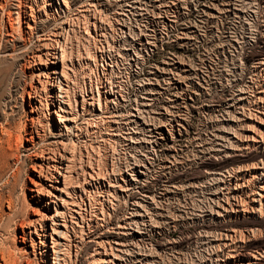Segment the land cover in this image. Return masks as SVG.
Listing matches in <instances>:
<instances>
[{
    "label": "rangeland",
    "instance_id": "1",
    "mask_svg": "<svg viewBox=\"0 0 264 264\" xmlns=\"http://www.w3.org/2000/svg\"><path fill=\"white\" fill-rule=\"evenodd\" d=\"M17 1L24 0L7 3ZM27 2L32 34L7 42L0 36V161L6 163L0 174V250L18 259L32 256L29 248L19 249L17 222L32 212L27 187L35 153L57 147L43 117L41 141L23 149L30 124L25 92L28 64L43 62L49 51L58 70H66V92L78 113L82 99H95L88 106L92 115H83L77 136L64 143L74 155L68 173L72 205L65 210L75 216L67 218L78 223L79 242L76 259L73 248L65 254L68 264H94L100 255L90 238L141 244L123 251V264H234L228 256L240 240L223 245L219 232L225 229H234L236 237L250 234L235 252L243 258L259 251L264 264V211L228 223L209 213L217 188L210 173L264 163V144L246 157L208 156L226 127L222 117L230 98L244 92L254 114L264 106V0H68L75 29L64 38L63 61L57 59L60 50L54 54L58 25L45 16V0ZM50 67L42 65V73ZM32 84L39 87L36 79ZM52 121L57 123L54 114ZM156 125L163 139L154 146ZM52 184L46 181V189Z\"/></svg>",
    "mask_w": 264,
    "mask_h": 264
},
{
    "label": "bare ground",
    "instance_id": "2",
    "mask_svg": "<svg viewBox=\"0 0 264 264\" xmlns=\"http://www.w3.org/2000/svg\"><path fill=\"white\" fill-rule=\"evenodd\" d=\"M7 1L0 0V36L5 37L6 42L7 40L12 41L10 39L14 37L21 39L23 35H29L34 29L31 4L24 0L10 3V6ZM59 50L60 53L57 59L63 61L64 51L62 48ZM52 53L45 52L43 62H40V59L37 58V61L32 59V62L27 63L31 83L25 95L29 106L28 119L30 124L27 136L24 138L27 143L23 146V149L28 152L41 141L45 133L43 117H46L47 123H51L49 124V131H47L53 141L52 143H55L57 147L51 152L41 150L35 153L36 160L31 164L30 184L27 187L28 201L33 204H29L28 208L32 212L29 214L30 216L17 222V227L21 232L19 235V243L21 244L19 249L26 251L29 248V253L32 256L24 255L18 259L0 250V264H68L65 254L69 253L70 255V249L73 248V257L76 259L79 253V242L76 240L77 231L75 228L78 223L76 220L68 219L67 217L75 219V216L70 211L68 215L65 210L69 204L72 205L70 198L72 197L73 183H71L72 180L69 178L71 176L68 173L74 163V155L72 151H66L67 147L65 148L64 143L71 135L77 136L76 132L81 129L78 123L79 119H83V115H92L89 112L91 109L88 110V106H93L95 99L92 94L86 100L82 99L81 112L78 113V109L75 108V105H72L66 92V70L63 69V66L60 71L58 70V60L54 59ZM54 54L58 53L54 51ZM42 65H51L50 70L44 72L45 75L42 73ZM39 72L43 74L42 80L38 78ZM34 79H36L39 87L32 84ZM240 93L236 98H230L231 102L223 110L222 121L226 122V127L217 133L214 142L216 148L210 150L209 157H218L220 160L234 156L246 157L251 151L261 148L264 144V106L257 108L254 114V108L251 110L248 107L249 97L244 96L242 91ZM102 95L105 100L112 101L108 97V95H111L110 93L103 92ZM32 99L34 100L32 101ZM44 110L49 116L45 115ZM52 114L57 116V123L52 121ZM254 122L259 124L258 126L261 128L260 130L257 129L258 133L254 132L256 128L254 131L251 128L255 126ZM153 129V133L160 134V137H154L155 146L159 143L158 138L163 139L161 137L162 132H160L162 128L160 125H156ZM225 139L229 141V145H223L222 142ZM60 151H63V153ZM66 153L68 154L66 155ZM54 163H64L65 166L60 168ZM51 165L54 166V169L46 171ZM5 167L6 163L0 161V174ZM210 178V180L217 183V188L214 193L216 198L215 208L210 209L213 212L209 211V213L218 222H233L252 217L256 212L264 211V163L261 160L258 159L249 164L245 163L235 168L229 167L224 170L212 171ZM52 180L54 184L50 185V189H46L45 182ZM43 198L47 199L42 201ZM68 221L74 223V226L69 227ZM70 230L72 235H70ZM235 232L234 229H225L224 232H219V238L220 234L223 237V245L226 243L225 240L233 242L240 240L243 242L251 236L248 233H239L238 239H236ZM240 241L236 243V248L239 246ZM87 242L98 244L94 254L100 256L96 260L107 259L106 256L110 255L106 252L108 239L96 241L90 238L87 239ZM102 242L106 244L103 245ZM168 244V249L174 247L172 242ZM235 247L230 249L231 253L228 256L234 260V264H261L262 255L259 251L240 258L236 254Z\"/></svg>",
    "mask_w": 264,
    "mask_h": 264
},
{
    "label": "built area",
    "instance_id": "3",
    "mask_svg": "<svg viewBox=\"0 0 264 264\" xmlns=\"http://www.w3.org/2000/svg\"><path fill=\"white\" fill-rule=\"evenodd\" d=\"M43 11L45 16L51 23H55L58 27L55 29V34H57V40L54 43V50L59 52L60 48L64 47V38L70 33L73 32L74 26L72 25L71 19V9L68 5V0L64 3L63 0H45L43 3ZM58 43V44H57ZM58 46V47H56ZM141 244L136 243L135 241L128 240H118L110 238L106 245V252L110 255L106 256L107 259L96 260L94 264H123V259H118V257L123 254V251L126 249H133Z\"/></svg>",
    "mask_w": 264,
    "mask_h": 264
}]
</instances>
